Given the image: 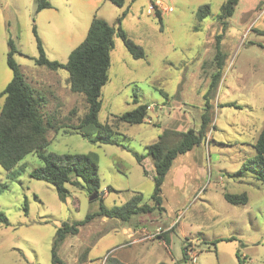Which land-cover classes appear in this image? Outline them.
I'll return each mask as SVG.
<instances>
[{
  "label": "rangeland",
  "instance_id": "1",
  "mask_svg": "<svg viewBox=\"0 0 264 264\" xmlns=\"http://www.w3.org/2000/svg\"><path fill=\"white\" fill-rule=\"evenodd\" d=\"M154 1L126 0L123 7L129 9L121 27L144 57H132L116 34L101 89L97 119L112 125L122 147L82 137L74 126L87 109L83 95L70 90L65 68L51 70L35 62L39 51L33 27L47 59L63 64L86 31L67 47L54 32L52 11L36 12L35 0H0V92L12 78L7 65L11 39L15 62L43 96L41 111L54 124L46 132L44 151L91 154L100 190L89 199L92 193L67 185L69 195L62 201L52 184L29 176L41 165L34 153L19 161L22 172L0 165V213L7 218V224L0 221V264H51L56 229L97 212L99 199L107 207L121 206L140 192L142 201L152 204V161L145 157L138 163L133 153H144L165 130L173 142L190 128L199 130L204 113L209 116L205 138L177 155L164 178L162 211L128 221L94 216L67 236L59 257L66 264H264V183L243 169L255 157L264 123V0H238L224 24L218 15L225 0H162L173 10L163 12L160 21L148 11ZM203 5L210 13L199 21L196 12ZM108 6L112 23L119 7ZM71 27L65 23L62 29ZM216 42L221 55L215 63ZM217 69L220 75L210 90ZM3 101L4 96L0 109ZM141 103L149 105L143 123L117 120ZM242 192L244 204L224 198V193ZM183 244L195 260L186 253L183 257Z\"/></svg>",
  "mask_w": 264,
  "mask_h": 264
},
{
  "label": "trees",
  "instance_id": "2",
  "mask_svg": "<svg viewBox=\"0 0 264 264\" xmlns=\"http://www.w3.org/2000/svg\"><path fill=\"white\" fill-rule=\"evenodd\" d=\"M121 9L115 24H109L102 18L94 15L88 26L84 39L70 52L67 61L59 63L50 61L44 54L43 48L36 30L39 57L35 60L38 65L56 70L65 68L68 72L67 82L73 93L83 95L87 105L86 112L80 118L74 129L92 143H112L125 147L116 138L117 131L113 130L108 122L100 123L97 114L101 106V89L108 80L110 67V53L114 47V36L117 34L134 58L144 57L143 49L135 44L121 27L122 18L128 13V6L123 7L125 0H107ZM238 0H225L218 18L225 23V19L232 15ZM51 7L49 0H35V11ZM210 13L209 5L200 6L196 12L197 20H202ZM155 16L161 20L160 12L155 11ZM7 65L12 71V78L6 87L0 92L4 101L0 109V165L7 172H12L18 167L24 170L21 161L27 154L34 153L41 165L32 168L29 176L52 184L57 196L65 201L69 195L67 185L80 186L88 193L99 195L98 166L91 154H56L45 152L44 148L49 141L46 132L53 128L54 124L45 117L41 111L43 96L38 93L24 78L19 65L15 62L13 54L16 48L11 39L8 40ZM214 61L221 55L218 42H216ZM219 66V64H218ZM218 68V67H217ZM220 75V70L212 75L210 90L215 88ZM149 105L137 104L133 109L125 111L117 120L129 125L139 124L145 121ZM209 122V116L202 115V123L199 130L192 128L182 132L177 141L171 140V133L165 130L157 139L145 146L144 153H133L138 163L145 157H149L153 167L154 187L150 195L152 204L143 202V196L136 192L125 204L121 206L107 207L102 199H99L97 212L88 213L81 220L63 222L56 229L51 245V264H66L58 254L59 246L69 235L78 233L81 226L85 225L94 216H102L121 221H128L131 217L141 213H150L155 209L162 211L161 186L164 178L172 165L173 160L179 154H183L194 146L200 144L205 138V127ZM57 129V127H56ZM59 129V128H58ZM255 157L243 164V169L251 172L254 177L264 183V123L254 144ZM237 172L231 175H239ZM224 198L231 204H244L247 201L245 192L240 194L224 193ZM0 221L7 224V218L0 213ZM166 238H164L165 240ZM167 240V239H166ZM167 243V242H166ZM186 245L182 246V254L185 257Z\"/></svg>",
  "mask_w": 264,
  "mask_h": 264
},
{
  "label": "crops",
  "instance_id": "3",
  "mask_svg": "<svg viewBox=\"0 0 264 264\" xmlns=\"http://www.w3.org/2000/svg\"><path fill=\"white\" fill-rule=\"evenodd\" d=\"M49 2L51 7L46 9L52 11L50 14H52L57 21L53 22V25L55 26L54 32L59 36V39H63L67 42V47L74 46L68 44L73 43L74 40H78L83 32H87L90 21L94 15L101 16L102 19L109 23L107 14L110 12V6H108L109 2L107 0H49ZM127 6L129 9V5ZM121 9L122 8H118V10H115V15L111 17L113 21L109 24H115L116 17L119 15ZM159 12L161 17L163 12ZM65 23H69L72 26L70 30L62 29V26ZM57 25H59V29ZM145 160L146 158L142 161L144 162Z\"/></svg>",
  "mask_w": 264,
  "mask_h": 264
},
{
  "label": "built area",
  "instance_id": "4",
  "mask_svg": "<svg viewBox=\"0 0 264 264\" xmlns=\"http://www.w3.org/2000/svg\"><path fill=\"white\" fill-rule=\"evenodd\" d=\"M171 2L172 0H167ZM162 11V12H171L173 7L171 5L165 4L162 0H155L154 2H150L148 5V11ZM185 253L190 257L192 260H195V256H192V251L190 248H185Z\"/></svg>",
  "mask_w": 264,
  "mask_h": 264
},
{
  "label": "water",
  "instance_id": "5",
  "mask_svg": "<svg viewBox=\"0 0 264 264\" xmlns=\"http://www.w3.org/2000/svg\"><path fill=\"white\" fill-rule=\"evenodd\" d=\"M94 197H96V194H91V195L89 196V199H92V198H94Z\"/></svg>",
  "mask_w": 264,
  "mask_h": 264
}]
</instances>
